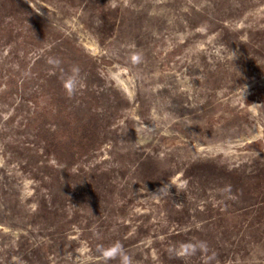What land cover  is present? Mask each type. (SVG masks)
<instances>
[{
  "label": "rangeland",
  "instance_id": "374dc122",
  "mask_svg": "<svg viewBox=\"0 0 264 264\" xmlns=\"http://www.w3.org/2000/svg\"><path fill=\"white\" fill-rule=\"evenodd\" d=\"M117 243L264 264V0H0V264Z\"/></svg>",
  "mask_w": 264,
  "mask_h": 264
},
{
  "label": "clouds",
  "instance_id": "9594fccd",
  "mask_svg": "<svg viewBox=\"0 0 264 264\" xmlns=\"http://www.w3.org/2000/svg\"><path fill=\"white\" fill-rule=\"evenodd\" d=\"M137 58L133 57L135 61ZM68 94L71 95L73 92V81L68 80L64 84ZM100 264H109L110 261L119 260V264H131L130 257L124 251L120 244H113L108 247H101L98 250ZM197 251L195 245L185 244L182 245L176 255L180 257H187L193 255Z\"/></svg>",
  "mask_w": 264,
  "mask_h": 264
}]
</instances>
